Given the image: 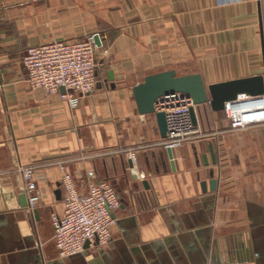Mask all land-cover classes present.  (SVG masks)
<instances>
[{
  "label": "crops",
  "instance_id": "0c3cea01",
  "mask_svg": "<svg viewBox=\"0 0 264 264\" xmlns=\"http://www.w3.org/2000/svg\"><path fill=\"white\" fill-rule=\"evenodd\" d=\"M89 35L97 84L77 107L28 86V49ZM165 71L205 86L263 75L264 0H0V264H264V123L234 130L196 107L201 135L170 159L132 94ZM28 166L32 210L20 203ZM65 173L81 193L110 183L120 206L106 245L61 258L50 214L63 212Z\"/></svg>",
  "mask_w": 264,
  "mask_h": 264
},
{
  "label": "built area",
  "instance_id": "2783aa9c",
  "mask_svg": "<svg viewBox=\"0 0 264 264\" xmlns=\"http://www.w3.org/2000/svg\"><path fill=\"white\" fill-rule=\"evenodd\" d=\"M95 37H98L99 46ZM100 48L99 36L89 35L80 40L55 41L28 49L22 59L28 86L48 94H58L63 89L61 99L72 108L77 107L78 98L74 95H88L96 87V56ZM192 107L196 109L192 100L179 93L156 100L155 111L164 114L167 128L166 138L161 143L164 149L173 151L201 135L190 117ZM223 113L234 130L264 123V95L239 96L236 101L225 104ZM128 158L135 166L136 155L128 153ZM18 174L28 195V210H32L38 201L34 167H20ZM87 175L91 178L93 172ZM61 185L63 212L50 214L58 255L70 257L81 253L86 245H106L115 224L113 213L120 206L115 188L108 182L92 181L81 193L69 173L63 175Z\"/></svg>",
  "mask_w": 264,
  "mask_h": 264
},
{
  "label": "water",
  "instance_id": "95a60500",
  "mask_svg": "<svg viewBox=\"0 0 264 264\" xmlns=\"http://www.w3.org/2000/svg\"><path fill=\"white\" fill-rule=\"evenodd\" d=\"M94 40L99 46L98 37H95ZM109 77L112 79L110 73ZM60 92L63 94L64 90L60 89ZM174 93L183 94L190 98L195 107L208 105L212 112H220L223 111L226 103L236 101L239 96L257 97L264 95V74L209 86H205L201 76L198 74L177 76L174 71H165L145 77L142 83L132 89L133 99L140 115H154L162 140L166 138V122L164 114L155 111V102L158 98ZM189 112L192 123L196 126L195 108H190ZM167 152L170 159H172V151L167 150ZM212 161L214 163V159ZM210 177L209 187L211 191H214L216 180L213 179L212 173ZM143 185L146 188L148 186L146 183H143ZM201 187L202 191L206 192L205 183H202ZM20 203L22 207L29 208L26 195H22ZM33 213L37 214L36 211H33Z\"/></svg>",
  "mask_w": 264,
  "mask_h": 264
},
{
  "label": "rangeland",
  "instance_id": "374dc122",
  "mask_svg": "<svg viewBox=\"0 0 264 264\" xmlns=\"http://www.w3.org/2000/svg\"><path fill=\"white\" fill-rule=\"evenodd\" d=\"M97 57V56H96Z\"/></svg>",
  "mask_w": 264,
  "mask_h": 264
}]
</instances>
